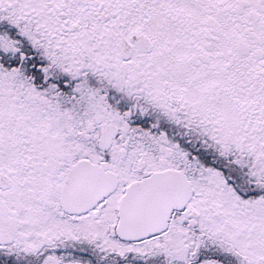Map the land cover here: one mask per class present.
Listing matches in <instances>:
<instances>
[{
	"label": "snow or ice",
	"instance_id": "6c2138e0",
	"mask_svg": "<svg viewBox=\"0 0 264 264\" xmlns=\"http://www.w3.org/2000/svg\"><path fill=\"white\" fill-rule=\"evenodd\" d=\"M0 264H264V0H0Z\"/></svg>",
	"mask_w": 264,
	"mask_h": 264
}]
</instances>
